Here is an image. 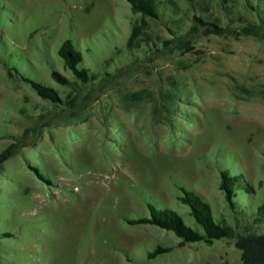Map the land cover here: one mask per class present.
I'll return each mask as SVG.
<instances>
[{
    "label": "rangeland",
    "instance_id": "rangeland-1",
    "mask_svg": "<svg viewBox=\"0 0 264 264\" xmlns=\"http://www.w3.org/2000/svg\"><path fill=\"white\" fill-rule=\"evenodd\" d=\"M158 9L131 49L143 18L127 0H0V152L24 145L0 163V264H237L233 239L182 245L173 231L127 220L149 216L153 202L201 229L178 198L183 185L234 225L223 169L244 175L238 216L264 232V218L253 224L264 203V38L206 35L195 19L239 29L264 19V0H158ZM67 38L94 80L64 65ZM4 64L74 106L43 98ZM157 245L173 249L150 258Z\"/></svg>",
    "mask_w": 264,
    "mask_h": 264
},
{
    "label": "trees",
    "instance_id": "trees-1",
    "mask_svg": "<svg viewBox=\"0 0 264 264\" xmlns=\"http://www.w3.org/2000/svg\"><path fill=\"white\" fill-rule=\"evenodd\" d=\"M127 1L130 3L132 10L135 13H140L143 18L142 23H135L133 25L131 35L128 39L129 48L134 49L140 46L139 36L146 26L145 19L147 17H159L158 0ZM195 19L205 27L204 32L206 35L230 33L234 36L248 34L264 38V19H261L259 22H247L239 29L223 27L200 17H196ZM165 42L168 43V40ZM179 42L181 46L191 49V42L189 40L180 39ZM58 55L63 59L64 65L72 71L75 78L81 83L86 84L97 77L96 73L91 72L90 69L82 65L84 60L83 52L72 39L67 38L62 41L58 48ZM4 65L7 67L10 75L16 76L28 83L43 98L55 104L66 103L70 107L74 106V101H65L58 90L51 85L24 75L15 66L8 67L6 64ZM51 74L60 84L72 85V81L59 71L53 70ZM171 99L174 100V94L171 96ZM22 146L24 145L20 141H15L8 145L0 152V163L14 156ZM29 166L42 181L50 182V179L38 166L33 164ZM220 177V189L225 193V198L235 214L236 222L234 225L227 223L225 220L216 221L210 203L196 190L183 185L180 186L182 194L178 198L182 203L189 206L190 214L195 218L201 229H195L189 226L176 210L169 207H158L153 202H148L149 216L129 218L127 220L131 224H152L173 231L181 238L180 243L182 245L198 241H204L210 244L217 239H233L235 246L241 252L240 261L237 264H264V232L251 230V221H244L243 217L239 218L240 216H238L243 212V209L239 208L236 201V186L244 175L232 174L228 169H223L221 170ZM252 189L253 187L247 184L246 190ZM253 212L255 214L253 224L262 222L264 218V203L260 204L257 210ZM10 234L11 232L5 231L1 235L10 236ZM172 249V246L157 245L149 252L148 256L154 258Z\"/></svg>",
    "mask_w": 264,
    "mask_h": 264
}]
</instances>
